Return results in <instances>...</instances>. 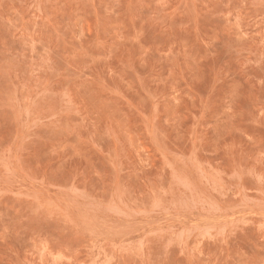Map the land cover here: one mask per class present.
<instances>
[{"label":"rangeland","instance_id":"obj_1","mask_svg":"<svg viewBox=\"0 0 264 264\" xmlns=\"http://www.w3.org/2000/svg\"><path fill=\"white\" fill-rule=\"evenodd\" d=\"M0 264H264V0H0Z\"/></svg>","mask_w":264,"mask_h":264}]
</instances>
